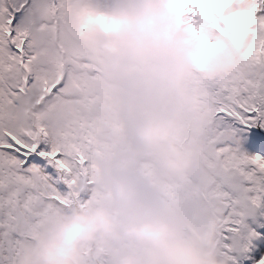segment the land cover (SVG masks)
<instances>
[{"label": "snow or ice", "instance_id": "6c2138e0", "mask_svg": "<svg viewBox=\"0 0 264 264\" xmlns=\"http://www.w3.org/2000/svg\"><path fill=\"white\" fill-rule=\"evenodd\" d=\"M170 6L200 46L198 57L220 46L214 34L247 29L237 42L243 70L224 75L198 61L194 70L210 110L207 195L225 205L224 250L231 264H264V0H173ZM66 16L65 0H0V264H16L34 219L80 199L96 171L98 149L82 111L67 124L50 122L44 111L53 96L90 87L83 78L70 86L63 58L37 46L36 34L55 37ZM115 20L88 13L81 32L91 26L110 32ZM255 45L259 53L248 55ZM30 93L35 99L26 107ZM98 99L89 97L84 107Z\"/></svg>", "mask_w": 264, "mask_h": 264}, {"label": "rangeland", "instance_id": "374dc122", "mask_svg": "<svg viewBox=\"0 0 264 264\" xmlns=\"http://www.w3.org/2000/svg\"><path fill=\"white\" fill-rule=\"evenodd\" d=\"M149 2L65 0L67 16L61 22L58 34L55 37L47 32L36 34L38 48L47 49L49 53L63 58L66 80L69 78L73 83L83 78L90 85L84 90L71 88L68 94L53 96L46 101L44 111L47 118L54 124H67L77 112L82 111V115L92 125L94 147L98 149L93 154L96 171L94 177L89 178L93 184L90 189L88 185H83L81 197L77 200L79 206L71 203L70 207L58 206L55 211L46 214L41 223H36L38 233L45 239L61 224L59 218L57 222L52 217L58 214V209L67 216L72 209L76 213L84 212L81 199L90 191L92 195L86 202V209H107L119 226V235L97 234L87 241L78 264H123L124 259L129 257L134 259L135 264H149L153 246L125 234L126 224L149 209L176 228L182 241L197 248L208 247L203 235L209 218L219 217L221 221L225 214V208H221L222 201L210 199L207 195L213 170L209 168L203 144L210 110L203 106L205 97L196 83L198 74L194 70L195 61L187 63V71L182 68L185 54L190 52L197 56L200 46L179 24L169 28L161 21H157L148 33H143L142 38L132 31L106 32L99 26H91L81 32V25L88 13L104 14L116 19L134 17ZM151 2L158 4L159 0ZM62 28L66 34H63ZM214 37L224 49L233 46L228 43L233 42V39L227 30L224 35L217 33ZM121 52L128 55H121ZM144 52L154 58L144 59ZM86 64L93 67H83ZM98 71L105 76L99 75ZM219 72L227 75L229 71ZM163 73L176 83V77H180L183 82H192L193 86L186 87L179 83L181 85L168 87L163 84L167 81ZM89 97L99 99L84 107ZM34 99L35 94L30 93L25 106H30ZM148 126L158 128L161 135L155 140L147 139L143 130ZM133 131L136 138H133ZM173 148L178 149L181 158L188 161L186 166L176 167L182 174L176 173L170 167L171 163L170 166L167 164V161L177 158ZM135 150L150 155L156 153L157 156L141 155L133 161ZM210 169L211 175L203 178L201 173ZM120 184L131 192V199L120 197ZM201 206L210 210L206 221L198 217ZM218 209H222V212ZM220 231L221 223L213 237L212 251L218 260L223 261L224 258H230L224 250ZM35 234L31 227L27 237L31 239L24 240L27 244H22L16 264H22L29 250L36 247L31 246L30 242L37 244L42 240V236L36 234L37 238Z\"/></svg>", "mask_w": 264, "mask_h": 264}, {"label": "clouds", "instance_id": "9594fccd", "mask_svg": "<svg viewBox=\"0 0 264 264\" xmlns=\"http://www.w3.org/2000/svg\"><path fill=\"white\" fill-rule=\"evenodd\" d=\"M172 3L173 0H159L158 4L150 0L145 9L136 16L116 19L113 28L117 31H132L142 38V34L148 33L157 21L164 22L169 28L178 26L179 17L170 6ZM246 36V28L233 32L232 47L224 49L220 45L218 48H209L208 54L203 57L193 56L187 52L183 67L194 60L207 66L211 71H230L233 67L243 70L241 48L237 46V42H242ZM259 51L260 46L255 45L249 49L248 55H256ZM143 135L149 140H155L161 132L154 126H148L143 130ZM173 153L177 157L171 161L173 167L181 168L187 165L188 161L181 158L178 149L173 148ZM119 195L124 200L131 199L132 196L123 184L119 185ZM218 211L222 212V209ZM219 226V217H210L203 235L208 247L197 248L182 241L176 228L160 214L149 209L126 224L125 234L153 246L149 264H225L224 261L218 260L212 251L213 237ZM118 227L114 215L107 209L78 212L52 230L35 248L30 249L22 264H78L81 250L87 241L95 238L97 234L119 235ZM123 264H135V261L131 257L125 258Z\"/></svg>", "mask_w": 264, "mask_h": 264}, {"label": "trees", "instance_id": "16d2710c", "mask_svg": "<svg viewBox=\"0 0 264 264\" xmlns=\"http://www.w3.org/2000/svg\"><path fill=\"white\" fill-rule=\"evenodd\" d=\"M229 43V45H231V44H233V42H228ZM227 45V44H226ZM176 81L178 82V83H176L174 80H171V83L169 84V86L170 87H172V86H174L175 84H179V83H183V84H185V86L186 87H192L193 86V84H192V82H183V80L180 78V77H176ZM181 84H179V85H181ZM171 89H169V91H170ZM102 141H104V140H101L100 142H102ZM88 183H86L85 185H87ZM84 188V187H83ZM82 188V189H83ZM85 189H86V187H85ZM85 189H84V191H85ZM85 193V192H84ZM85 195V194H84ZM91 192H90V195L87 197V198H85V199H81V205H82V208H84V209H82V210H84V211H89V209H86V202L87 201H89V199L91 198ZM71 204H75V205H77V204H79V202L76 200V199H74L72 202H70ZM67 204L66 206L67 207H70V206H72L71 204ZM79 205H77L76 207H78ZM58 208V207H57ZM73 208V207H72ZM74 209H72V211H73ZM58 214H54L52 217H53V219L54 220H56L57 222L59 221L60 223H63L64 221H67V215H65V213H64V211L63 210H59L58 209ZM77 211H79V209L77 210ZM76 214V212H71L70 213V217H72L73 215H75ZM44 216L45 215H43V216H39V217H36L35 219H34V221H33V223H32V228H33V230L36 232V234L39 236V237H41L42 235L41 234H39L38 233V230H37V227H36V223L37 224H39V223H41V221L43 220V218H44ZM58 218H59V220H58ZM45 221V220H44ZM44 237L42 236V239H43ZM23 243L25 244L26 242H24L23 241ZM27 244V243H26ZM30 244H32L31 246H34L35 247V245L37 246L38 244H34V243H31L30 242ZM81 254H84L83 252H82V250H81Z\"/></svg>", "mask_w": 264, "mask_h": 264}, {"label": "bare ground", "instance_id": "6f19581e", "mask_svg": "<svg viewBox=\"0 0 264 264\" xmlns=\"http://www.w3.org/2000/svg\"><path fill=\"white\" fill-rule=\"evenodd\" d=\"M62 31H63V34H66L67 32L62 28ZM41 35V34H40ZM39 35V36H40ZM47 36H48V34H46ZM68 37L69 38H71V35L70 34H68ZM118 54V53H117ZM143 54H145L146 56H144V59L145 58H147V57H149V58H154V56H152L151 54H149L148 52H144ZM122 55V54H121ZM71 59V58H70ZM117 64V63H116ZM183 65L184 64H182V68L185 70V71H187L188 69H186V67H183ZM66 82H69L70 84H72L71 83V80L68 78L67 80H66ZM75 90V89H74ZM205 144V143H204ZM204 144H203V146H204ZM172 154V153H171ZM136 155L138 156V157H140L141 155L139 154V153H136ZM155 156H157V154L155 155ZM168 163V165H169V163H171L170 161H167ZM165 164V165H164ZM163 165L164 166H166L167 167V165H166V163H163ZM170 166V165H169ZM170 167H172L174 170H175V172L176 173H181L182 174V172L179 170V169H177L176 167H173L172 166V164H171V166ZM183 176L185 177V175L183 174ZM186 178V177H185ZM187 179V178H186ZM188 180V179H187ZM221 208H225V205H224V203L223 202H221ZM209 213H210V211H209V209L208 208H206V209H203L202 208V206H201V208H200V212H199V214H198V217L199 218H201L202 220L204 219V221H206L207 220V216L209 215ZM223 261L225 262V264H231V260L230 259H227V258H224L223 259Z\"/></svg>", "mask_w": 264, "mask_h": 264}, {"label": "flooded vegetation", "instance_id": "af4514ba", "mask_svg": "<svg viewBox=\"0 0 264 264\" xmlns=\"http://www.w3.org/2000/svg\"><path fill=\"white\" fill-rule=\"evenodd\" d=\"M165 70H167V68L165 69ZM86 71H88V70H86ZM71 72V71H70ZM98 72H100V74L99 75H101V76H105L104 75V73L103 72H101V71H98ZM89 73V72H88ZM87 73V74H88ZM165 73V72H164ZM163 73V75L165 76V74ZM89 75V74H88ZM159 77L160 76H162V75H158ZM166 77V76H165ZM162 78V77H161ZM167 78V77H166ZM108 80V79H107ZM171 83V79H168L167 78V81H165L163 84H165L166 86H168L169 87V84ZM134 133H135V131H133ZM133 138H136V133L134 134V136H133ZM159 150H161V149H159ZM136 153H139L140 155H147L148 157L150 156V157H152L153 155H156V153L155 154H147V153H145V152H141V151H139V150H135L134 151V155H133V161H135V160H137L139 157L136 155ZM141 157V156H140ZM210 168V167H209ZM128 169H132L131 167H128ZM140 171V170H139ZM211 169L210 170H207L206 171V173H201V175H203V178H205V177H208L209 175H211ZM213 174V173H212ZM90 178V177H89ZM92 181H90V183H88L87 185L89 186V189H90V187L92 186ZM91 192V191H90ZM90 192H86V196L84 197V198H87L89 195H90ZM83 198V199H84ZM69 210V209H68ZM210 211V210H209ZM72 212H74V211H72ZM71 213V212H70ZM70 213H69V216H67V218L68 217H70L71 215H70ZM71 218V217H70ZM35 236L38 238V236L35 234ZM27 239H31V238H27ZM97 241V240H96ZM31 243H33V242H31ZM38 244V243H37ZM83 253H84V251H82ZM80 255H83V254H80Z\"/></svg>", "mask_w": 264, "mask_h": 264}, {"label": "water", "instance_id": "95a60500", "mask_svg": "<svg viewBox=\"0 0 264 264\" xmlns=\"http://www.w3.org/2000/svg\"><path fill=\"white\" fill-rule=\"evenodd\" d=\"M120 51H122V50H120ZM122 52H123V51H122ZM122 52H121V53H122ZM122 55L127 56L128 54L126 55V54H123V53H122ZM25 240H27V238H26ZM36 242H39V241L36 239ZM38 244H39V243H38Z\"/></svg>", "mask_w": 264, "mask_h": 264}]
</instances>
